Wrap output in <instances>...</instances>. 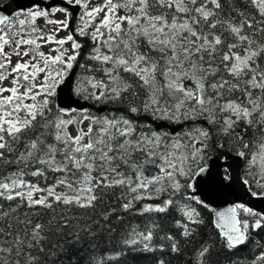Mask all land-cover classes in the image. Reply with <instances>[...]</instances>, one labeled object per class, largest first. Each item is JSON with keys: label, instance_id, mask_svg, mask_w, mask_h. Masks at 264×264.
<instances>
[{"label": "snow or ice", "instance_id": "1", "mask_svg": "<svg viewBox=\"0 0 264 264\" xmlns=\"http://www.w3.org/2000/svg\"><path fill=\"white\" fill-rule=\"evenodd\" d=\"M86 47L90 63L79 64ZM74 67L88 73L77 95L125 104L124 113L96 116L56 101L72 86ZM249 130L254 140L245 139ZM221 138L235 143L236 158L264 189V0L17 4L0 14V264H58L99 228L113 231L75 214L95 212L112 190L118 206L99 213L106 222L113 214L122 220L120 212L166 213L185 189L191 194L181 200L208 209L197 191L215 179L207 163L213 151L224 162L220 183L232 181ZM181 211L187 223L177 221L179 235L191 237L189 224H203L201 213L190 204ZM211 211L228 250L264 230V214L243 203ZM159 227L132 226L122 243L180 252L176 236H159ZM209 251L201 246L198 256ZM251 264H264V251Z\"/></svg>", "mask_w": 264, "mask_h": 264}, {"label": "trees", "instance_id": "2", "mask_svg": "<svg viewBox=\"0 0 264 264\" xmlns=\"http://www.w3.org/2000/svg\"><path fill=\"white\" fill-rule=\"evenodd\" d=\"M10 0H0L1 3L9 2ZM88 48L81 57L79 64L90 63L87 60ZM84 68L78 67L74 84L73 94L75 97L83 101H88L95 106H106L108 109L102 113H96L93 110H87L88 114L96 116H112L120 115L124 113L126 105L120 104L119 102L113 101H95L94 99L85 100L83 95H77L74 91L76 82L83 75H87ZM246 140H254L252 130H249L245 135ZM221 143H225L227 147L223 150L228 154H235L238 150L235 143L228 138H221ZM215 155V151L211 153L212 158ZM139 156V154H138ZM145 157L139 156L137 163L141 164ZM208 159V161H209ZM207 161V163H208ZM246 161L244 160L242 168V178L248 179L250 182V188L252 191L257 193L264 192L260 186L255 183L253 176L248 174L246 168ZM253 169V173H255ZM113 191L115 195H113ZM190 194V190H182L181 194L173 197L174 200L179 203L174 204L169 208L166 213H151L140 215H129L123 212L118 213L123 217L122 220L116 219L117 214H113L109 221H104L99 215L101 211L107 210L110 206H118L117 197L119 196V190L110 191L104 198V203L100 205L95 212L92 210H81L76 209L75 214L83 215L84 223L88 220V216H91L93 221L99 220L101 225H106L114 229L113 231H107L106 228H99L95 233V237L90 242H85L76 247H70L58 261V264H157L159 259H164L166 264H251L252 260L259 255L261 251H264V247H258L257 242L264 246V230H257L250 233L249 241L232 250H228L224 241L221 238L218 230L213 225L212 214L200 205H197L195 201L181 200V195ZM167 194L161 195L158 200H143L136 204L139 208L144 203H159L161 200L166 199ZM182 204H190L195 207L197 211L201 213V218L204 223L198 226L189 224V227H195V231L191 237H183L179 235L182 231L177 226V221L181 223H187L186 218L183 216V212L180 207ZM87 213L88 215H85ZM155 221L159 224L157 232L159 236H163L165 233L175 235L177 240L180 242L181 251L178 253H168L167 249L162 253L159 248L155 251H145L139 245L129 248L122 243V240L127 238L128 232L132 226H139V230H146V226ZM99 226L95 223L92 224L93 229H97ZM159 239L153 240V245L159 244ZM201 246L208 247L209 253L204 257L200 258L198 252Z\"/></svg>", "mask_w": 264, "mask_h": 264}, {"label": "water", "instance_id": "3", "mask_svg": "<svg viewBox=\"0 0 264 264\" xmlns=\"http://www.w3.org/2000/svg\"><path fill=\"white\" fill-rule=\"evenodd\" d=\"M32 0H14L13 6L16 7L17 4L19 5H29L31 4ZM58 2V0H49L45 3H54ZM5 5L0 6V14H8L10 11H4ZM73 15L75 16L76 13L74 12ZM81 58H78V63ZM78 67H74L72 70V74H70L69 79L72 80L71 87H65L61 96H58L56 101H62L65 106H71L78 109H86V110H93L96 113H102L103 111L107 110L106 106L96 107L95 105L89 103L88 101L80 100L79 98L75 97L73 94V84L75 75L77 72ZM215 155L209 159L208 166L211 170L213 177L215 178L212 182H206L203 185V190L197 191V195H200L201 198L205 199L206 201L210 202V207L207 209L212 214L213 225L215 227V215L211 211V209L216 210H223L225 207L231 206L235 203H243L248 207H251L254 211L260 212L264 214V197H253L250 193L252 192L250 186H245L242 181V168L244 164V160L237 159L235 154H229V159L227 161L228 164L231 165V174H232V181L228 187H225L223 184L220 183L219 177L223 174V168L221 165L224 163L222 160L214 159ZM226 183V182H225ZM191 194V193H190ZM216 228V227H215ZM217 229V228H216ZM219 234L220 230L217 229Z\"/></svg>", "mask_w": 264, "mask_h": 264}, {"label": "flooded vegetation", "instance_id": "4", "mask_svg": "<svg viewBox=\"0 0 264 264\" xmlns=\"http://www.w3.org/2000/svg\"><path fill=\"white\" fill-rule=\"evenodd\" d=\"M48 0H45V2H47ZM10 2V1H9ZM9 2H6V3H1L0 4V6H4V5H6V4H8ZM13 8H15L14 6H13ZM13 8H8V11H10V12H12L13 11ZM79 40H81V41H84V40H86L84 37H77ZM84 51H85V49L84 50H82V56H83V54H84ZM144 162V161H143ZM142 162V163H143Z\"/></svg>", "mask_w": 264, "mask_h": 264}, {"label": "rangeland", "instance_id": "5", "mask_svg": "<svg viewBox=\"0 0 264 264\" xmlns=\"http://www.w3.org/2000/svg\"><path fill=\"white\" fill-rule=\"evenodd\" d=\"M76 23H78V21H76ZM68 33L67 32H61L59 35H60V37H64V36H66ZM85 39H87V38H85ZM66 47H70V45H66ZM87 48V47H86ZM86 48H85V50H86ZM44 51H48V49L47 48H45L44 49ZM84 53H85V51H84ZM96 107H100V106H96ZM85 127L87 126V122H85V125H84ZM71 130V129H70ZM180 207V209H181V206H179Z\"/></svg>", "mask_w": 264, "mask_h": 264}]
</instances>
